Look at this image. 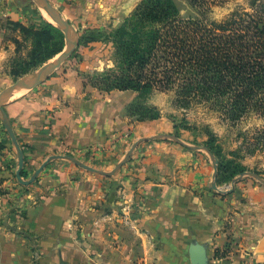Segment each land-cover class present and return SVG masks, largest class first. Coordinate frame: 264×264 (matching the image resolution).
I'll return each instance as SVG.
<instances>
[{
    "label": "crops",
    "instance_id": "1",
    "mask_svg": "<svg viewBox=\"0 0 264 264\" xmlns=\"http://www.w3.org/2000/svg\"><path fill=\"white\" fill-rule=\"evenodd\" d=\"M48 1L70 21L77 11L102 20L113 9L115 19L125 18L137 4ZM6 15L0 9V37ZM98 47L85 48L80 66L88 72L109 65L100 58L107 45ZM5 51L0 41V61ZM138 96L102 94L68 70L0 111V264H191L193 244L206 247L209 264H264V187L241 181L214 190L216 168L205 144H193L184 131L178 139L164 117L133 121L129 109ZM8 125L30 175L63 157L29 187L17 180ZM67 157L107 173L123 165L103 176Z\"/></svg>",
    "mask_w": 264,
    "mask_h": 264
},
{
    "label": "trees",
    "instance_id": "2",
    "mask_svg": "<svg viewBox=\"0 0 264 264\" xmlns=\"http://www.w3.org/2000/svg\"><path fill=\"white\" fill-rule=\"evenodd\" d=\"M187 1L203 12L210 6L208 0ZM251 7L252 13L239 10L219 22L182 18L171 0H142L122 28L94 30L81 37L85 47L113 44L109 70L95 78L92 87L104 93L168 94L177 110L203 107L235 123L254 115L264 118V1H253ZM53 37L61 46L45 54ZM64 48L63 31L51 24L34 35L40 64ZM180 124L188 129L186 119ZM208 136L205 145L213 152L217 138L211 132ZM251 140L264 152V129ZM26 175L23 170L22 176Z\"/></svg>",
    "mask_w": 264,
    "mask_h": 264
},
{
    "label": "rangeland",
    "instance_id": "3",
    "mask_svg": "<svg viewBox=\"0 0 264 264\" xmlns=\"http://www.w3.org/2000/svg\"><path fill=\"white\" fill-rule=\"evenodd\" d=\"M48 1V0H47ZM137 5L142 0H136ZM176 6L180 16L185 19H210L214 21H223L230 17L233 13L239 10L253 12L251 3L253 1L264 0H208L210 3L207 11L203 12L192 6L187 0H171ZM49 2V1H48ZM50 3V2H49ZM51 4V3H50ZM55 10L62 16L61 12L54 4H51ZM0 9L6 12L4 16L3 28L8 29L0 37L3 47L8 49L6 57L0 61V95L6 92L9 88H13L23 78L29 77L40 70L50 66L56 62L62 54L68 51V42L65 36V48L56 55L53 59L40 64L35 57L34 49V35L37 34L46 23L51 24L59 29V23L52 24L44 16L43 12H47L43 6L36 0H0ZM48 13V12H47ZM117 10L113 9L106 12L102 20L97 18H80L82 11H77V18L70 21L62 18L69 24L73 33V41L76 45L75 50L71 53L64 64L53 72L50 76L40 79L36 82L28 84L29 87L23 91H17L11 100L26 94L37 87L43 85L50 78H53L64 71L72 70L78 74L84 85L92 86L93 80L99 76H105L109 70V65L104 67L105 62L101 65L102 70H88L80 66V61L83 59L88 50L85 45L81 44V37L85 33L94 30H112L122 28L128 17L117 18ZM62 30V29H61ZM64 33V32H63ZM65 35V33H64ZM99 49L104 46V42H97ZM81 44V45H80ZM94 44V43H92ZM105 53L100 54V58L107 59L110 63V49L113 44H106ZM10 46V49L8 48ZM61 44L55 37L51 40V45L44 51L45 54L53 52L60 48ZM116 91V90H115ZM102 94L104 92L99 91ZM138 93V92H137ZM12 94V91L10 95ZM139 96L132 107L129 109V117L133 121L147 122L155 116L168 119L175 127L176 137L179 139L181 131L191 134L193 144H205L209 139L208 132L216 136V141L212 146L213 152L209 148L216 168V180L214 185L222 188H233L243 181L253 183L264 187V152L252 146V136L255 133L264 129V118L259 115H254L249 118H243L240 122H232L218 113H212L208 109L199 107L189 111H182L173 108L172 97L168 94L160 93H138ZM9 95V96H10ZM146 119V120H145ZM186 119L188 122V129L180 124V121ZM177 125L182 127L176 128ZM209 131H208V130ZM246 135L249 137L247 138ZM247 138V139H246ZM180 141V140H179ZM184 144V143H183ZM82 170H85L81 168ZM26 180L30 179L32 175L26 171ZM113 174L114 172H109ZM224 174V175H220ZM236 174L234 179H230L233 174ZM114 176V175H113ZM220 176V177H219ZM213 185V186H214ZM246 264H251L246 263Z\"/></svg>",
    "mask_w": 264,
    "mask_h": 264
},
{
    "label": "water",
    "instance_id": "4",
    "mask_svg": "<svg viewBox=\"0 0 264 264\" xmlns=\"http://www.w3.org/2000/svg\"><path fill=\"white\" fill-rule=\"evenodd\" d=\"M37 2H39L43 8L53 17V19L60 24L62 31L65 33L66 36V40L68 42V51L65 52L64 54H62L60 56V58L54 62L53 64H51L50 66L40 70L39 72L26 77L24 79H22L21 81H19L16 85H14V87L12 88V94L10 96H8V98H6V100H4L3 102H0V111H4V107L10 103L12 100V96H14V94L17 91H22L24 89V87L28 84V83H33L36 82L40 79L46 78L48 76H50L53 72H55L57 69H59L64 62L68 59V57L71 55V53L75 50L76 45L74 44L73 41V33L70 29L69 24L62 18V16L55 10V8L53 6H51V4L47 1V0H36ZM8 132L10 137L13 140V143L18 151V170L16 173V177L17 180L19 182L20 185L24 186V187H29L31 185H33L34 183L37 182V180L39 179V177L41 176L42 172L44 171V169L47 167V165L54 159H58V158H63L62 156H54L49 158L44 164H42V166L37 169L34 174L31 176L30 179L26 180L23 176H22V172L25 168V154L23 149L21 148L17 137L13 131V129L11 128L10 125H8L7 127ZM141 143V141H138L137 143H135L131 150L128 153V156L126 158V161H128L131 157V155L133 154L135 148ZM69 158L71 161H73L77 166L92 172V173H96V174H100L103 176H113L116 174L117 170H119L123 163L119 164L116 168V171L111 174V173H107L105 171L102 170H98L95 168H92L90 166H87L85 164H81L78 161H76L73 157H67ZM235 183H233V187H234ZM214 190H217V186L214 185L213 186ZM189 254H190V261L191 264H209V260L207 257V249L205 246L200 245V244H193L190 249H189Z\"/></svg>",
    "mask_w": 264,
    "mask_h": 264
},
{
    "label": "bare ground",
    "instance_id": "5",
    "mask_svg": "<svg viewBox=\"0 0 264 264\" xmlns=\"http://www.w3.org/2000/svg\"><path fill=\"white\" fill-rule=\"evenodd\" d=\"M43 14H44L45 18H46L50 23H52V24H56L55 20L53 19V17H52L49 13H47V12H43ZM23 79H24V78H23ZM28 84H30V83H28ZM28 84H27V85L24 87V89L22 90L23 92L29 87ZM11 91H12V87L9 88L6 92H4V93H2V94L0 95V102H3L4 100H6V98H8V96L10 95Z\"/></svg>",
    "mask_w": 264,
    "mask_h": 264
},
{
    "label": "built area",
    "instance_id": "6",
    "mask_svg": "<svg viewBox=\"0 0 264 264\" xmlns=\"http://www.w3.org/2000/svg\"><path fill=\"white\" fill-rule=\"evenodd\" d=\"M136 264H145V262L144 261L143 262L140 261L139 263L137 262Z\"/></svg>",
    "mask_w": 264,
    "mask_h": 264
}]
</instances>
